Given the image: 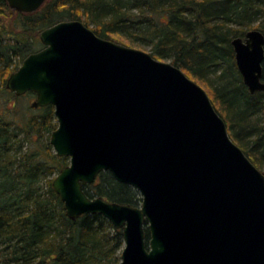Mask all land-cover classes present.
Returning <instances> with one entry per match:
<instances>
[{
  "label": "water",
  "instance_id": "95a60500",
  "mask_svg": "<svg viewBox=\"0 0 264 264\" xmlns=\"http://www.w3.org/2000/svg\"><path fill=\"white\" fill-rule=\"evenodd\" d=\"M4 1L32 13L45 0ZM39 40L5 87L32 92L33 108L53 106L49 144L68 164L51 186L69 219L100 214L121 229L118 264H264V174L198 83L78 19L44 28ZM230 43L248 92H264L262 31ZM101 171L137 190L139 205L87 196L83 186Z\"/></svg>",
  "mask_w": 264,
  "mask_h": 264
},
{
  "label": "trees",
  "instance_id": "16d2710c",
  "mask_svg": "<svg viewBox=\"0 0 264 264\" xmlns=\"http://www.w3.org/2000/svg\"><path fill=\"white\" fill-rule=\"evenodd\" d=\"M257 16L263 21L253 27ZM72 19L92 25L102 38L148 45L155 58L171 59L206 88L232 140L260 167L264 160V92H248L230 41L252 28L264 34V0H45L32 13L12 10L0 0L1 86L5 87L7 76L24 57L43 47L41 30ZM210 74L214 77L209 82ZM37 109L39 113L22 122L0 116V262L118 264L121 229L100 214L75 220L65 215L51 181L68 158L52 153L49 144L57 126L53 106ZM34 136L41 146L33 144ZM29 142L32 150L23 149ZM83 190L90 198L134 206L141 202L137 190L117 182L108 171H101Z\"/></svg>",
  "mask_w": 264,
  "mask_h": 264
},
{
  "label": "rangeland",
  "instance_id": "374dc122",
  "mask_svg": "<svg viewBox=\"0 0 264 264\" xmlns=\"http://www.w3.org/2000/svg\"><path fill=\"white\" fill-rule=\"evenodd\" d=\"M262 21H263L262 17L257 16V19L252 21L251 26L255 27L256 25L260 24ZM89 27L92 28V25H89ZM125 44H126V46L137 48V49L143 50L145 52L151 53V47L148 45H143V44L140 45L138 42H134L133 44L131 43L129 45H128V43H123V45H125ZM159 60H162L165 62H171V59H166V58L165 59H159ZM213 77H214V75L210 74V75H207L206 79L210 82ZM195 82L197 83V81H195ZM200 86L206 91V88L204 86H202V85H200ZM33 100H34V96L32 94H23L21 96H17L12 91H9L5 87L1 86V84H0V116H2L3 118L15 119V120L22 122V120L26 119L27 117H29L33 114L39 113V110L37 108L31 107V103ZM227 129H228V126H227ZM228 133L230 134L229 129H228ZM32 141H34L33 144L36 143L37 146L42 145L40 139L37 141V137H35V136L32 138ZM33 144H31L29 142V143H27V145L25 144L23 149H25L27 146V148L29 147L32 150ZM236 144L241 149H243L242 145H240L238 143H236ZM51 150H52V153H54V150L52 149V147H51ZM258 169L262 173L264 172V160L261 162L260 167ZM56 174H54L53 176H55ZM45 179H49V177H47ZM43 189H45V186H43Z\"/></svg>",
  "mask_w": 264,
  "mask_h": 264
},
{
  "label": "bare ground",
  "instance_id": "6f19581e",
  "mask_svg": "<svg viewBox=\"0 0 264 264\" xmlns=\"http://www.w3.org/2000/svg\"><path fill=\"white\" fill-rule=\"evenodd\" d=\"M140 195V194H139Z\"/></svg>",
  "mask_w": 264,
  "mask_h": 264
}]
</instances>
